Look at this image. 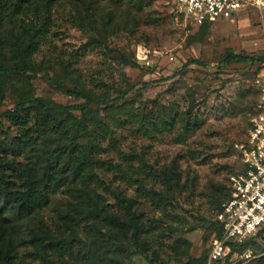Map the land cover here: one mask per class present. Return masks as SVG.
Returning <instances> with one entry per match:
<instances>
[{
    "label": "rangeland",
    "instance_id": "374dc122",
    "mask_svg": "<svg viewBox=\"0 0 264 264\" xmlns=\"http://www.w3.org/2000/svg\"><path fill=\"white\" fill-rule=\"evenodd\" d=\"M152 1L142 14L133 12L124 22V10H115L108 2L59 0L46 42L32 58V71L0 78V130L8 125L2 114L12 110L22 94L64 106L83 103L65 94L62 86L113 97L130 83L134 87L126 95L129 100L157 97L180 108L193 106L201 125L183 143L169 138L150 142L126 131L118 133L124 151H135L177 182L171 189L174 209L168 216L145 201L137 204L150 235L146 253L132 255L125 264H153L152 258L155 264L160 260L186 264L188 258L205 262L217 236L215 205L219 201L222 205L228 176L239 167L234 145L243 140L258 99L254 82L264 76V64L229 61V55H264V9L243 11L231 20L201 27L178 17L167 0ZM87 8L94 13L91 23L84 16ZM143 45L150 50V68L135 59L137 47ZM107 178L111 179L103 180ZM117 186L113 183L112 189ZM153 187L165 193L161 180ZM125 194L133 197V189ZM105 197L114 204L111 192ZM64 200L59 194L52 197L44 213L46 221ZM263 255L262 237L256 249L239 252L231 262L253 264Z\"/></svg>",
    "mask_w": 264,
    "mask_h": 264
},
{
    "label": "trees",
    "instance_id": "16d2710c",
    "mask_svg": "<svg viewBox=\"0 0 264 264\" xmlns=\"http://www.w3.org/2000/svg\"><path fill=\"white\" fill-rule=\"evenodd\" d=\"M58 1L0 0V78L32 71V58L46 42ZM97 1L124 10L122 21L133 12L142 14L153 2ZM84 16L90 23L94 20L88 8ZM208 25L212 24L201 27ZM229 61L264 64V55H229ZM133 87L125 84L108 97L62 86L65 94L83 100L68 106L22 94L15 107L2 114L8 125L0 130V264H125L132 255L146 253L150 231L137 204L145 201L168 216L174 209L170 196L177 182L135 151H124L118 133L126 131L150 142L169 138L180 144L200 128L201 120L193 106L180 108L157 97L129 100L126 95ZM159 180L165 193L153 187ZM113 183L118 184L114 189ZM127 189H133V197L125 194ZM110 192L114 204L105 197ZM57 194L65 200L46 221L44 213ZM228 194L227 182L224 201ZM215 208L217 213L221 201ZM214 225L219 236L216 221ZM262 237L264 229L255 238L232 245L223 264H230L234 252L256 249ZM150 262L155 264L156 259ZM186 264L206 261L188 258ZM253 264H264V255Z\"/></svg>",
    "mask_w": 264,
    "mask_h": 264
},
{
    "label": "built area",
    "instance_id": "2783aa9c",
    "mask_svg": "<svg viewBox=\"0 0 264 264\" xmlns=\"http://www.w3.org/2000/svg\"><path fill=\"white\" fill-rule=\"evenodd\" d=\"M167 1L178 17L195 26L231 19L249 9H264V0ZM135 59L145 68L151 67L148 47L138 46ZM254 85L258 99L243 140L234 145L239 167L228 176L229 194L215 215L220 235L210 243L206 264H223L232 245L243 244L264 229V76L258 77ZM235 255L238 252L232 257Z\"/></svg>",
    "mask_w": 264,
    "mask_h": 264
},
{
    "label": "crops",
    "instance_id": "0c3cea01",
    "mask_svg": "<svg viewBox=\"0 0 264 264\" xmlns=\"http://www.w3.org/2000/svg\"><path fill=\"white\" fill-rule=\"evenodd\" d=\"M249 10H253V9H249ZM249 10H247V11H249ZM242 12H243V11H242ZM244 12H245V11H244ZM240 13H241V12H240ZM240 13H239V14H240ZM239 14H237L236 16H238ZM236 16H234V17H236ZM234 17H233V18H234ZM233 18H231V19H233ZM231 19L221 20V21H218V22L227 21V20H231ZM216 23H217V22H216Z\"/></svg>",
    "mask_w": 264,
    "mask_h": 264
}]
</instances>
